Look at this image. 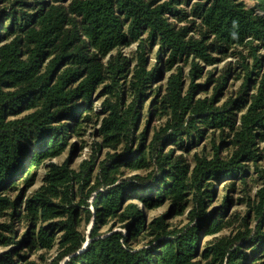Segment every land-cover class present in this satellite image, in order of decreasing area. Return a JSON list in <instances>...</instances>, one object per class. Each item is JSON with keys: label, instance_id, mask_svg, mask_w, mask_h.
<instances>
[{"label": "trees", "instance_id": "obj_1", "mask_svg": "<svg viewBox=\"0 0 264 264\" xmlns=\"http://www.w3.org/2000/svg\"><path fill=\"white\" fill-rule=\"evenodd\" d=\"M256 1L264 10V0ZM1 3L0 246L7 249L0 252V264H38L28 253L54 247L57 254L50 264H256L263 259L264 76L251 86L252 76L259 74L248 72L242 93L222 104L225 73L195 83L202 77L200 62L215 64L217 54L247 42L256 43L252 49L261 66L256 51L264 49V15L256 7L242 0ZM135 42L134 65V58L113 53ZM152 46H158V64L150 69ZM180 62L191 65L190 85L179 65L165 86L154 89L152 83L164 80V72ZM211 82L214 94L199 97L197 92ZM252 88L257 91L250 94ZM96 95L104 100L96 114L102 140L94 150H121L108 151L99 163L92 155L78 169L51 162L37 191L26 198L21 190L13 197L18 179L33 185L32 170L63 153L69 137L84 128L94 114ZM148 98L150 116H166L150 142L148 126L139 132L140 108ZM212 129L213 156L196 153L192 164L174 154L172 145L187 151ZM225 142L233 147L228 157L220 152ZM251 166L261 185L248 198L243 229L203 247V235L225 228L234 200L226 195L222 205L211 208L216 183L231 179L232 192L236 181L247 182ZM124 167L153 170L120 179ZM93 195L94 212L89 205ZM137 198L143 207L132 201ZM168 201L176 213L192 204L186 225L171 228L170 213L149 221L145 211ZM92 220L87 234L85 226ZM142 236L152 239L136 247Z\"/></svg>", "mask_w": 264, "mask_h": 264}, {"label": "rangeland", "instance_id": "obj_2", "mask_svg": "<svg viewBox=\"0 0 264 264\" xmlns=\"http://www.w3.org/2000/svg\"><path fill=\"white\" fill-rule=\"evenodd\" d=\"M246 3L249 7H256L258 10V13L264 15V10L257 7V1L256 0H242ZM5 5L0 4V9H2ZM188 21V20H187ZM187 21H184L181 25H184L187 23ZM256 43L247 42L244 45L241 46H235L232 49H230L225 55L217 54V56L220 58V60L211 65H206L204 62H200L201 65H203V72L202 77L199 79H196L195 83H205L208 79L209 75L213 76H220L221 74L227 75V84L223 90V93L220 95L219 104H222L228 97H236L239 94L242 93L243 90V84L246 81V74L248 72L255 71L259 76H252L256 77L254 82L251 84L254 85V83L260 81V77L264 76V49L262 47H259L256 51L259 58H261V66H257L253 46H255ZM137 48H138V42L132 43L129 46H122L113 51L114 54L117 52H122L123 55H126L128 58L133 59L134 62L133 65L136 63V57H137ZM158 46H152L149 48V51L147 53V59H148V65L149 68H153L155 65L158 64ZM179 65L183 68V71L185 73L186 77V87H188L191 83V77L189 75L191 65L190 63L180 62L178 65H176L171 71L164 72L165 79H160L158 81L153 82V88L158 89V87L165 86L167 82V78L170 75L171 72L176 71L177 67ZM257 84H255V87ZM214 87L215 82L209 83L205 88H201L200 91L197 92V95L200 97L209 96L211 97L214 94ZM257 90L256 88H252V90L249 91V93H255ZM94 105L93 110L94 114L91 115L90 120H86L84 122V128L79 131L78 133H75L69 137L68 144L59 156L51 158V159H45L41 166L38 168V170H32L34 174L36 173L35 182L31 186H26L27 182H25V178L21 177L18 179L17 186L15 189L10 191V194L14 197L17 194L21 193V190H24V195L26 198L31 196L35 191L38 190V188L43 184V178L47 172V165L51 162L63 164L67 162L69 166L72 168L78 169L80 164L83 160L89 159L92 155L96 157L97 163L102 161L107 152H115L120 151L121 147L119 149L114 150L112 147H105L101 151L97 152L94 150L95 143L100 142L102 138L98 137L96 131L97 128L100 127L101 117L97 116V112H100L102 109V103L104 100V97H101L99 95H96L94 99ZM150 100L147 99V101L141 106L140 112L142 115V121L140 125L139 132L145 131V128L148 126L150 129L148 132V142L153 137L154 132L156 129H159L165 122H166V116H159L156 117L150 116ZM213 129L206 132V134L200 138L197 142V144L192 145L189 150L182 149L181 147L172 145L174 148V154L180 156L184 155V157L189 160L192 164H194L195 161V154L199 153L200 155H207V156H213L214 154V144L212 141V134ZM216 141L217 144H221V140L219 138V132L216 131ZM229 141V140H228ZM229 143V142H228ZM224 143L222 145V149L220 150L221 155L224 157H228L233 147L229 143ZM74 144H76V148H74ZM264 145V143H263ZM169 150V147L167 148ZM153 168L150 167L148 169H132L131 167H124L122 168V173L120 174V179L130 178L134 174H141L146 175L148 172L152 171ZM257 174L253 171V166H251V172L247 175V182H241V180L236 181V188L235 190H232V192L228 191L233 189L230 187V180H226L224 182L216 183V189L217 193L215 198L213 199L214 202L211 206V208L220 206L224 202V198L226 195H231L233 197V203L229 206L228 211L225 216L226 226L225 228L220 231L219 233H216L214 235H207L202 236V245L203 247L211 240H213L215 237H222V236H228L235 232H237L240 229H243L242 226V218L245 216L246 212L249 209L248 206V198H254L257 190L259 189L261 182L257 178ZM94 195L89 199V205L90 209L94 212ZM140 207H143V203L140 199H134L132 200ZM192 204H189L186 210L180 213L171 212V204L170 202H166L165 204L161 205L160 207H157L155 209H148L146 210V215L149 219V221L153 220L154 218L161 216L165 213H170L171 216L168 218V223L171 225V228L174 227H182L186 225L189 221V212L191 210ZM94 220L91 221L90 224L86 225L87 228V234L90 233L91 225ZM115 230H120L121 226L120 224H116L117 222L114 221ZM257 223V220L255 217L252 218L251 226L255 227ZM116 224V225H115ZM110 224L105 226L102 229V233H107L108 229L110 228ZM125 231V230H124ZM89 239V238H88ZM152 239V236H142L138 238L134 245L136 247H141L144 245H147L149 243V240ZM6 247L0 246V252L6 250ZM57 254V247H54L51 250H40L37 252L28 253V257H30V260L36 261L38 264H50L52 260L55 258ZM256 264H264V257L262 260L258 261Z\"/></svg>", "mask_w": 264, "mask_h": 264}, {"label": "water", "instance_id": "obj_3", "mask_svg": "<svg viewBox=\"0 0 264 264\" xmlns=\"http://www.w3.org/2000/svg\"><path fill=\"white\" fill-rule=\"evenodd\" d=\"M93 223H94V222H92L91 228H92V226H93ZM89 241H90V240L88 239L87 242H86L85 245H84V248H86V246L88 245Z\"/></svg>", "mask_w": 264, "mask_h": 264}]
</instances>
